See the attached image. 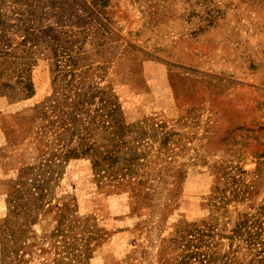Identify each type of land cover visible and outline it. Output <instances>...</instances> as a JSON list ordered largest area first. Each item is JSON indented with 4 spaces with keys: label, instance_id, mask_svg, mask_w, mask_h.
Segmentation results:
<instances>
[{
    "label": "rangeland",
    "instance_id": "rangeland-1",
    "mask_svg": "<svg viewBox=\"0 0 264 264\" xmlns=\"http://www.w3.org/2000/svg\"><path fill=\"white\" fill-rule=\"evenodd\" d=\"M0 264H264V0H0Z\"/></svg>",
    "mask_w": 264,
    "mask_h": 264
},
{
    "label": "trees",
    "instance_id": "trees-1",
    "mask_svg": "<svg viewBox=\"0 0 264 264\" xmlns=\"http://www.w3.org/2000/svg\"><path fill=\"white\" fill-rule=\"evenodd\" d=\"M42 175L36 170V168H29L22 172L19 180L15 183V186L18 185L20 188L22 187V198H25L28 195V199L26 200L24 207H28V211L30 208H33L32 211L35 213L37 209L41 208L38 205L40 200L45 199V194L43 189L41 188L43 185L49 184V182H44L43 185L36 187V184H42L43 180Z\"/></svg>",
    "mask_w": 264,
    "mask_h": 264
}]
</instances>
